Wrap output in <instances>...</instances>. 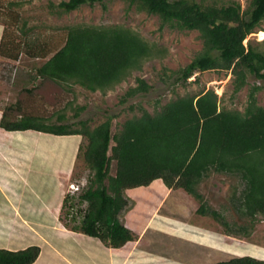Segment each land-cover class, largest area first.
<instances>
[{
    "label": "trees",
    "instance_id": "1",
    "mask_svg": "<svg viewBox=\"0 0 264 264\" xmlns=\"http://www.w3.org/2000/svg\"><path fill=\"white\" fill-rule=\"evenodd\" d=\"M31 1L7 0V5L20 6ZM120 1L127 4V11L134 7L138 12L158 17L161 28L199 33L202 50L177 71L175 85H186L197 74L224 71L233 78L235 94L248 84L250 77L264 86V39L256 45L243 43L256 30L264 31L260 29L264 22V0H252L243 12L235 2L216 6L195 0ZM103 2L62 0L50 4L49 13L66 14L83 5L93 7ZM102 8L105 9L104 4ZM5 9L0 11L2 20L20 19L17 12ZM6 25L14 28L10 23ZM18 30L20 36L10 35L7 39L8 29L3 30L0 59L16 63L25 49L27 57L40 58L44 63L35 69L33 86L19 92L14 104L5 109L1 127L10 132L34 130L55 136L77 135L85 140L78 156L88 170L87 182L78 196L64 198L69 211L76 208V217L67 214L76 231L116 249L135 240L119 220L128 204L124 192L160 180L168 189H181L195 199L199 203L197 215L212 218L225 227L226 234H234L222 215L210 209L197 191L211 171L239 177L244 188L238 198V212L251 223L258 216L264 221V106H258L256 101L262 85L251 87L243 112L220 109L217 95L207 90L176 97L152 113L141 108V115L126 120L116 133H112L111 117L93 129L87 121H79V128L77 124L63 123L67 120L65 111L72 107L73 101L56 113L57 124H53L51 117L26 113V101L41 98L56 104L59 95L71 93L73 86L91 93H106L133 72L141 71L144 63L164 57L166 49L147 42L123 25H68L56 29V39L51 33L31 43L24 41L32 30L27 23ZM136 82L120 103L150 91L151 86L143 79L137 78ZM82 110L83 107L76 108L74 117ZM8 114L20 117L8 121ZM113 163L115 173L111 175ZM39 252L36 246L16 252L0 250V264H32ZM213 264H264V260L245 255Z\"/></svg>",
    "mask_w": 264,
    "mask_h": 264
},
{
    "label": "rangeland",
    "instance_id": "2",
    "mask_svg": "<svg viewBox=\"0 0 264 264\" xmlns=\"http://www.w3.org/2000/svg\"><path fill=\"white\" fill-rule=\"evenodd\" d=\"M60 1L62 0H32L23 2L20 6L10 7L7 0H0V4L3 5L0 11L7 6L20 15L19 20L4 18L3 21L7 22L4 29L7 28L9 32L4 38L7 39L10 35L20 36L18 29H21L24 22L32 29L24 38L26 43L36 42L51 33L56 39L55 34L58 33L56 29L68 25H123L137 32L147 42L160 49H166V53L162 58L144 63L141 71L133 72L125 81L106 93L100 91L91 93L73 86L71 93L59 95L56 104L44 102L45 100L41 98L27 100L28 110L24 109L26 113L51 117V123L57 124L56 113H60L67 102L73 101L72 107L65 111L67 120L63 123L75 125L79 121H87L89 128L93 129L111 117L112 133H116L126 120L140 116L141 108L152 113L176 97L195 95L207 90H213L217 95L220 109L243 112L248 103L251 87L253 85L264 87L261 81L250 77L248 84L235 94L233 78L230 72L224 71L204 72L191 77L186 85H175L177 71L186 67L202 50V41L197 31L182 32L172 30L168 26L161 28L158 17L138 12L134 7L127 11V4L120 0H104L103 3H95L93 7L83 5L70 13L50 14L49 5L58 4ZM195 1L216 6H227L235 2L240 5L242 12L247 10L252 2V0ZM102 4L105 5V9L102 8ZM8 23L14 25V28L7 26ZM260 29L264 30V22ZM263 39L264 31L256 30L255 33L248 35L243 43L256 45ZM23 48H26L25 45ZM24 51L18 63L0 62V92L4 93V103H1L0 107L14 101L15 96L24 88L32 87L35 69L44 63L42 59H30ZM137 78L150 85V91L128 99L123 104L120 103L126 91L137 85ZM35 84H39V81ZM256 101L258 106H264V88L256 94ZM131 106L134 107L133 110L130 109ZM78 107H83V110L79 112L78 117H74ZM75 126L79 128L78 124ZM82 144L85 145V140ZM114 165L113 163L110 170L111 175L115 173ZM87 177L88 170L82 157L78 156L69 183L85 185ZM69 183L66 185V194L69 191ZM243 188L239 177L212 171L197 187L206 205L222 215L234 234H226L225 227L212 218L197 215L199 203L195 199L181 189H168L160 180L148 187L125 191L124 197L128 204L119 214V220L135 236V240L128 243L125 249H136L133 257L135 260L138 256L139 260L145 252L143 259L146 264H213L245 255L264 260V221L258 216L251 223L237 210L238 198ZM68 211L69 209L65 208L63 218L72 226L71 217H67V214L76 217L77 211L76 208ZM240 228L244 230L241 232Z\"/></svg>",
    "mask_w": 264,
    "mask_h": 264
},
{
    "label": "crops",
    "instance_id": "3",
    "mask_svg": "<svg viewBox=\"0 0 264 264\" xmlns=\"http://www.w3.org/2000/svg\"><path fill=\"white\" fill-rule=\"evenodd\" d=\"M3 30L0 19V41ZM17 95L0 107V250L16 252L36 246L40 252L32 264H146L145 252L135 260L136 249H125L131 242L111 248L64 221L66 185L83 138L6 131L1 127L4 111ZM3 96L0 92V104ZM19 117L8 114L6 120Z\"/></svg>",
    "mask_w": 264,
    "mask_h": 264
},
{
    "label": "built area",
    "instance_id": "4",
    "mask_svg": "<svg viewBox=\"0 0 264 264\" xmlns=\"http://www.w3.org/2000/svg\"><path fill=\"white\" fill-rule=\"evenodd\" d=\"M84 186H85L84 183L81 184V185H77V184L71 183V184H69L68 194L76 195L77 193L81 192V190H82V188Z\"/></svg>",
    "mask_w": 264,
    "mask_h": 264
}]
</instances>
